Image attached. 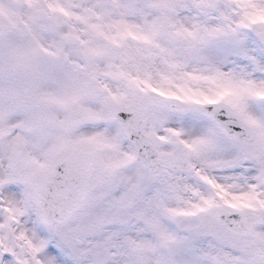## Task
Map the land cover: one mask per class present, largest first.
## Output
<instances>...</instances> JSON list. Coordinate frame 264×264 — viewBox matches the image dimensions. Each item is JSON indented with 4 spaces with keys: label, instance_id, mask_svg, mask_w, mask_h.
I'll return each mask as SVG.
<instances>
[{
    "label": "snow or ice",
    "instance_id": "1",
    "mask_svg": "<svg viewBox=\"0 0 264 264\" xmlns=\"http://www.w3.org/2000/svg\"><path fill=\"white\" fill-rule=\"evenodd\" d=\"M0 264H264V0H0Z\"/></svg>",
    "mask_w": 264,
    "mask_h": 264
}]
</instances>
